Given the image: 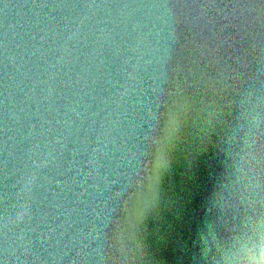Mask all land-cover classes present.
<instances>
[{
  "label": "water",
  "instance_id": "95a60500",
  "mask_svg": "<svg viewBox=\"0 0 264 264\" xmlns=\"http://www.w3.org/2000/svg\"><path fill=\"white\" fill-rule=\"evenodd\" d=\"M255 214L264 0H0V264H199Z\"/></svg>",
  "mask_w": 264,
  "mask_h": 264
},
{
  "label": "clouds",
  "instance_id": "9594fccd",
  "mask_svg": "<svg viewBox=\"0 0 264 264\" xmlns=\"http://www.w3.org/2000/svg\"><path fill=\"white\" fill-rule=\"evenodd\" d=\"M197 246L199 264H264V214L253 215L227 236L216 234L205 221Z\"/></svg>",
  "mask_w": 264,
  "mask_h": 264
},
{
  "label": "bare ground",
  "instance_id": "6f19581e",
  "mask_svg": "<svg viewBox=\"0 0 264 264\" xmlns=\"http://www.w3.org/2000/svg\"><path fill=\"white\" fill-rule=\"evenodd\" d=\"M161 173H162V171H161V167H160L159 163L155 162L153 164V174H154V176L158 177V176L161 175Z\"/></svg>",
  "mask_w": 264,
  "mask_h": 264
}]
</instances>
